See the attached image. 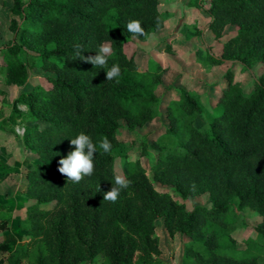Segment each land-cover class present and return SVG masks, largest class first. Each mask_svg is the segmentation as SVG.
<instances>
[{
	"label": "trees",
	"instance_id": "1",
	"mask_svg": "<svg viewBox=\"0 0 264 264\" xmlns=\"http://www.w3.org/2000/svg\"><path fill=\"white\" fill-rule=\"evenodd\" d=\"M159 3L14 0V37L0 73L8 85L19 86L28 81L29 63L53 75L47 76L48 86L21 93L9 116L25 125L23 143L35 162L27 172L31 202L21 221L26 241L12 246L0 240V264H166L156 233L160 218L170 236L189 238L181 264H264V0H210L208 28L222 53L209 54L207 62L239 64L251 77L249 85L227 71L207 129L196 126L203 112L197 93L178 90L166 105L163 138L143 139L142 156L155 152L153 179L135 159L125 173L130 186L115 203L104 201L118 175L121 121L134 129L160 116L162 65L141 70L136 54L126 52L130 39L146 41L164 28ZM132 20L140 21L144 36L127 30ZM228 27L234 29L227 32ZM105 43L112 48L108 68L120 66L119 83L106 79L107 69L73 58L74 45L86 57ZM170 93L166 88L163 97ZM80 132L97 144V153L93 174L74 183L59 173L58 161L73 150L70 139ZM104 137L110 153L99 148ZM154 181L172 186L183 199L208 194L210 202L188 210ZM245 208L257 211L261 221L254 226L257 237L239 248L235 234L246 224L238 211ZM12 220L11 211H1L0 229Z\"/></svg>",
	"mask_w": 264,
	"mask_h": 264
},
{
	"label": "rangeland",
	"instance_id": "2",
	"mask_svg": "<svg viewBox=\"0 0 264 264\" xmlns=\"http://www.w3.org/2000/svg\"><path fill=\"white\" fill-rule=\"evenodd\" d=\"M14 0H0V67L6 60L5 48L13 40L10 29L13 17L11 8ZM210 0H160L159 8L163 11L166 22L163 29L151 35L146 41L137 38L130 39L126 44L128 54H136V60L141 70L153 69L156 63L163 67L162 84L157 90L162 97L159 107L160 116L153 122L144 126L130 129L126 121H121L118 138L121 140V157L115 162V171L118 175L125 176L130 168L135 166V159H140L147 168L149 176L153 179L151 161L155 155L154 150L147 156H142L144 151L143 139L148 143L160 140L166 132L169 121L165 115L166 105L170 97H175L181 88L195 91L203 109L198 116L196 126L207 129L213 117V110L221 92V86L226 82L225 75L229 69L235 73V80L241 81L243 86L249 85L251 77L241 71L237 63L226 61L221 65L207 62L208 55L221 56L222 44L215 39L209 30L211 17L206 9ZM234 29L228 27L227 32ZM110 46L109 43H105ZM26 61V53L22 54ZM53 73L45 71L37 65L29 63V78L24 85H8L5 77L0 73V212L11 211L13 220L7 230L0 229V240H6L12 246L26 241V234L21 224L26 217L27 205L31 202L26 196L28 184L27 172L35 162V155L23 143L25 129L21 119L16 123L10 121L15 99L23 92L31 90L37 85L48 86L47 76ZM166 88L171 93L163 97ZM26 110V106L19 105ZM127 159L132 161L126 162ZM159 189H169L173 198L184 203L188 210L197 205L210 202L208 194L198 195L183 199L172 186L155 182ZM246 226L240 227L235 234L237 246L245 248V240L249 237L256 238L254 226L261 221L259 213L251 208L238 211ZM156 233L160 238L162 258L166 264H179L182 260L185 244L189 238L180 233L174 237L166 230L163 219L157 221ZM4 255V253H0ZM91 264V263H86Z\"/></svg>",
	"mask_w": 264,
	"mask_h": 264
},
{
	"label": "clouds",
	"instance_id": "3",
	"mask_svg": "<svg viewBox=\"0 0 264 264\" xmlns=\"http://www.w3.org/2000/svg\"><path fill=\"white\" fill-rule=\"evenodd\" d=\"M127 30L136 37L145 35V31L138 20L130 21L127 24ZM74 49V59L79 58V60L92 64L95 68L107 69L105 71L106 79L108 81L115 80L116 83H119L118 77L121 74L120 66L114 64L108 68V57L112 53V48L109 45L101 44L96 55L86 57L82 55L83 50L79 44L74 45ZM22 131V129H17L18 133H22ZM70 146L73 150L69 151L65 157L59 159L58 171L67 178V181L79 183L84 176H91L94 172V154L97 153V144L93 143L89 135L80 132L75 138L70 139ZM99 148L105 153H110L112 145L104 137L99 141ZM130 184L131 181L125 176L116 175L111 189L104 194V201L115 203L121 190L127 189Z\"/></svg>",
	"mask_w": 264,
	"mask_h": 264
},
{
	"label": "built area",
	"instance_id": "4",
	"mask_svg": "<svg viewBox=\"0 0 264 264\" xmlns=\"http://www.w3.org/2000/svg\"><path fill=\"white\" fill-rule=\"evenodd\" d=\"M25 129L23 128V133H24Z\"/></svg>",
	"mask_w": 264,
	"mask_h": 264
},
{
	"label": "crops",
	"instance_id": "5",
	"mask_svg": "<svg viewBox=\"0 0 264 264\" xmlns=\"http://www.w3.org/2000/svg\"><path fill=\"white\" fill-rule=\"evenodd\" d=\"M179 264H181V262Z\"/></svg>",
	"mask_w": 264,
	"mask_h": 264
}]
</instances>
